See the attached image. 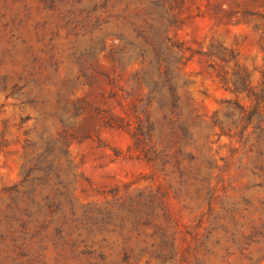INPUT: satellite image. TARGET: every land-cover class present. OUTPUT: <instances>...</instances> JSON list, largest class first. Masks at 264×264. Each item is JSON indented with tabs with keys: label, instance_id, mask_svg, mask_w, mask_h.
<instances>
[{
	"label": "rangeland",
	"instance_id": "rangeland-1",
	"mask_svg": "<svg viewBox=\"0 0 264 264\" xmlns=\"http://www.w3.org/2000/svg\"><path fill=\"white\" fill-rule=\"evenodd\" d=\"M183 2L185 23L176 36L197 53H186L192 57L178 71L177 84L191 114L187 151L195 160L188 175L205 178L198 194L190 180L180 186L169 168L164 179L131 148L129 106L146 91L132 85L139 60L125 54L112 59L117 38L84 25L82 5L70 17V5L61 0L51 4L53 10L42 0H0V264H94L102 256L106 264H123L120 232L90 227L83 216L104 208L111 193L125 197L157 187L178 223L179 253L172 261L151 258L159 238L144 227L130 235V244L134 254L148 251L129 263L264 264V115L252 120L241 146L211 122L232 128L226 101L248 110L246 92H231L240 72L254 91L261 83L264 23L242 12L264 15V0ZM11 9L20 13L15 23ZM94 39L103 49L93 65L110 83L95 76L87 85L78 77L75 53H84ZM68 81L71 89L64 86ZM78 99L91 108L71 122L69 132L78 139L63 145L56 114ZM111 117L123 127H106L103 120ZM42 133L51 143L46 160L37 140ZM214 188L208 206L207 190ZM155 223L164 226L159 211Z\"/></svg>",
	"mask_w": 264,
	"mask_h": 264
},
{
	"label": "trees",
	"instance_id": "trees-1",
	"mask_svg": "<svg viewBox=\"0 0 264 264\" xmlns=\"http://www.w3.org/2000/svg\"><path fill=\"white\" fill-rule=\"evenodd\" d=\"M47 8L53 10L51 5L55 0H42ZM70 5V17L74 9L82 5L85 12L84 25L91 28L97 26L98 31L104 32V36L111 35L117 38L119 46L115 49L113 60L125 54L133 60H139L140 70L132 77L133 87H143L145 94L137 99L136 103L129 106V111L134 119V126L130 134L131 148L150 163L165 179L169 168L171 174L178 177L180 186H184L189 180L195 187V193L201 192L199 185L205 181L198 172L190 174L189 169L195 160V156L187 151L192 140L191 114L186 110L182 95L179 93L177 76L180 68L184 67L194 54L179 42L176 36L185 23L182 17L184 9L183 0H61ZM91 6L88 9H84ZM82 13H80L81 15ZM243 16H256L264 23V15L252 12H242ZM20 17L18 10L11 9L12 22ZM71 19V18H68ZM86 23H85V22ZM101 39H94L93 45L88 46L83 52H77L76 62L81 66L79 76L84 83L89 85L95 76H102L110 83L108 77L100 73L93 65L95 54L102 50L98 47ZM211 66V65H210ZM212 68V67H211ZM220 81L225 84L223 77ZM77 78V77H76ZM239 84L231 88V92H246L251 101L248 110L244 109L236 101H226V108L233 111L226 119L231 122L232 128L223 120L212 119V125L218 128L219 134L234 139L238 145L247 142V131L252 120H257L259 115H264V71L261 73V83L255 91L249 87L247 75L242 71L239 73ZM68 81L65 87L71 89ZM56 87L57 83L53 82ZM58 93V91H57ZM56 93V94H57ZM65 101V98L59 99ZM59 100L57 101L59 103ZM60 112L56 114L61 133L58 135L63 145L78 136L69 132L72 120L91 108L85 100H75L70 105H61ZM106 127L120 129L121 122L113 117L103 120ZM112 123H115L113 125ZM125 126L129 127L127 122ZM261 131V129H260ZM37 140L42 143L41 155L47 159V152L51 149L50 141L44 140V135L39 134ZM30 145L28 147H32ZM59 150V153H64ZM181 188V187H180ZM215 188L208 189L206 202L209 206L215 195ZM112 201L106 203L102 209H95L86 213L83 218L90 222V227L102 229L112 226L120 232L122 241L119 244L121 262L129 263L132 259L136 262L141 253H147L143 248L139 254H134L131 242V234L144 227L153 229V235L158 236L156 244L157 253L151 258L159 259L161 262L175 260L179 247L176 243L178 234V223L170 214L165 192L157 187L154 192H139L136 195L119 197L111 193ZM124 198V199H123ZM159 211L163 219V225L155 223V214ZM124 231V233H123ZM154 246L151 245L149 250ZM186 261V256H181ZM94 264H106L105 257Z\"/></svg>",
	"mask_w": 264,
	"mask_h": 264
}]
</instances>
